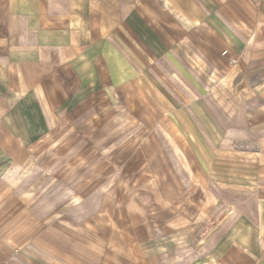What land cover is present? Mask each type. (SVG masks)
Returning a JSON list of instances; mask_svg holds the SVG:
<instances>
[{"label":"crops","instance_id":"0c3cea01","mask_svg":"<svg viewBox=\"0 0 264 264\" xmlns=\"http://www.w3.org/2000/svg\"><path fill=\"white\" fill-rule=\"evenodd\" d=\"M0 264H264V0H0Z\"/></svg>","mask_w":264,"mask_h":264},{"label":"rangeland","instance_id":"374dc122","mask_svg":"<svg viewBox=\"0 0 264 264\" xmlns=\"http://www.w3.org/2000/svg\"><path fill=\"white\" fill-rule=\"evenodd\" d=\"M112 130L115 132V129ZM160 147H162V152H165V154L160 158L159 166L161 170L165 171L167 186L172 188L171 191L183 192L188 188V183L192 179L190 171L179 163L173 153L168 150L165 143L161 142ZM190 169H192L191 166ZM245 195L243 194L244 197Z\"/></svg>","mask_w":264,"mask_h":264}]
</instances>
